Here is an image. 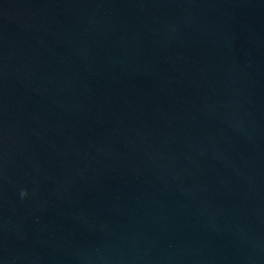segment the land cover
Segmentation results:
<instances>
[{
    "label": "water",
    "instance_id": "water-1",
    "mask_svg": "<svg viewBox=\"0 0 264 264\" xmlns=\"http://www.w3.org/2000/svg\"><path fill=\"white\" fill-rule=\"evenodd\" d=\"M0 264H264V0H0Z\"/></svg>",
    "mask_w": 264,
    "mask_h": 264
},
{
    "label": "clouds",
    "instance_id": "clouds-1",
    "mask_svg": "<svg viewBox=\"0 0 264 264\" xmlns=\"http://www.w3.org/2000/svg\"><path fill=\"white\" fill-rule=\"evenodd\" d=\"M21 195H22V196H25V195H27V192H26V191H22V192H21Z\"/></svg>",
    "mask_w": 264,
    "mask_h": 264
}]
</instances>
